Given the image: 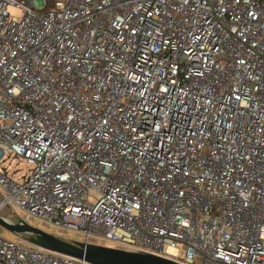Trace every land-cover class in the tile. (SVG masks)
Wrapping results in <instances>:
<instances>
[{
	"label": "built area",
	"instance_id": "built-area-1",
	"mask_svg": "<svg viewBox=\"0 0 264 264\" xmlns=\"http://www.w3.org/2000/svg\"><path fill=\"white\" fill-rule=\"evenodd\" d=\"M46 7L0 0V212L179 264H264V0ZM10 236L0 264H90Z\"/></svg>",
	"mask_w": 264,
	"mask_h": 264
},
{
	"label": "water",
	"instance_id": "water-1",
	"mask_svg": "<svg viewBox=\"0 0 264 264\" xmlns=\"http://www.w3.org/2000/svg\"><path fill=\"white\" fill-rule=\"evenodd\" d=\"M0 226L9 234L19 237L30 233L29 241L44 250L84 260L90 264H179L172 260L152 254L125 252L105 246L68 242L44 231L29 227L24 222L12 224L0 216Z\"/></svg>",
	"mask_w": 264,
	"mask_h": 264
},
{
	"label": "rangeland",
	"instance_id": "rangeland-1",
	"mask_svg": "<svg viewBox=\"0 0 264 264\" xmlns=\"http://www.w3.org/2000/svg\"><path fill=\"white\" fill-rule=\"evenodd\" d=\"M8 12L12 17H16V18L22 17V11L17 9L16 7L9 6ZM3 167L7 169V172L9 173L10 177L13 178V180L16 182H23L24 176H29L31 172V166H29L24 160L16 157H11L10 159H7ZM1 200H2V193L0 191V201ZM0 216L4 219L10 218L13 224H17L23 221L29 227L44 231L50 235L56 236L68 242L85 241L84 236L75 232H67L64 234L60 232L58 228L44 224L42 220L39 218L29 217L26 221H24L23 219H25L27 216L19 211H11V210L1 211ZM9 235H10L9 232L5 228L0 226V237L6 238ZM19 237H21L24 240H29L32 237V235L30 233H22Z\"/></svg>",
	"mask_w": 264,
	"mask_h": 264
},
{
	"label": "trees",
	"instance_id": "trees-1",
	"mask_svg": "<svg viewBox=\"0 0 264 264\" xmlns=\"http://www.w3.org/2000/svg\"><path fill=\"white\" fill-rule=\"evenodd\" d=\"M54 4H55V0H47V7L46 9L47 10H50L54 7Z\"/></svg>",
	"mask_w": 264,
	"mask_h": 264
},
{
	"label": "crops",
	"instance_id": "crops-1",
	"mask_svg": "<svg viewBox=\"0 0 264 264\" xmlns=\"http://www.w3.org/2000/svg\"><path fill=\"white\" fill-rule=\"evenodd\" d=\"M7 237H9V238H10L11 236L9 235V236H7Z\"/></svg>",
	"mask_w": 264,
	"mask_h": 264
}]
</instances>
